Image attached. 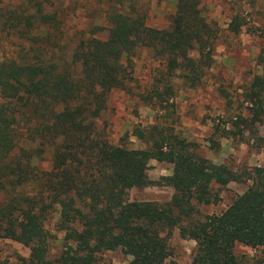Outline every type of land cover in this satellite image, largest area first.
Instances as JSON below:
<instances>
[{
	"label": "trees",
	"instance_id": "1",
	"mask_svg": "<svg viewBox=\"0 0 264 264\" xmlns=\"http://www.w3.org/2000/svg\"><path fill=\"white\" fill-rule=\"evenodd\" d=\"M200 2L176 0L165 28L147 26L135 7L113 8L105 39L82 36L68 52L57 11L44 3L0 15L2 29L20 39L16 55L0 60V236L29 248L15 264H97L102 252L116 248L131 256L128 264H166L175 228L195 241L189 264H253L238 258L237 243L264 251V166L239 171L213 163L160 124L148 128L145 148L114 145L98 124L109 92L125 87L141 48L160 61L149 96L157 110L173 105L174 79L188 87L201 83L217 28ZM230 27L239 25L233 20ZM263 53V74L254 76L245 97L252 123L264 115ZM258 140L264 146V134ZM151 159L170 163L171 173L150 179ZM247 180L222 212L197 217L198 204L216 200L215 185ZM155 183L173 188L169 201L127 199L128 189ZM53 215L64 233L54 257L47 228Z\"/></svg>",
	"mask_w": 264,
	"mask_h": 264
},
{
	"label": "rangeland",
	"instance_id": "2",
	"mask_svg": "<svg viewBox=\"0 0 264 264\" xmlns=\"http://www.w3.org/2000/svg\"><path fill=\"white\" fill-rule=\"evenodd\" d=\"M38 1L48 10L57 11L62 29L60 37L67 52L82 36L105 39L110 26L106 14L113 8L128 6L144 11L146 25L155 28L167 27L176 9V0H120L119 3L117 0H0V15L9 8L20 10ZM200 7L207 20L217 28L212 64L201 83L188 87L180 79H174L170 98L173 105L164 107L163 111L157 110L149 96L160 61L149 50L141 48L131 58L130 79L125 87L109 92L98 124L104 127L108 140L114 145L145 148L148 128L160 124L193 142L195 151L213 163H225L239 171L264 166V146L258 140V136L264 134V115L260 121L252 123L250 104L245 100L254 76L263 74L259 55L264 48V0H201ZM233 20L239 25L236 31L230 27ZM19 43L20 39L7 34L0 24V60L15 56ZM239 116L246 117L249 122L244 124ZM138 130L145 131V137H139ZM211 136L217 144L212 145ZM171 169L170 163L151 159L147 174L156 181L169 175ZM250 183L247 180L215 185L216 200L198 204L197 217L219 214ZM172 192L170 185L155 183L130 188L126 197L131 201L152 200L163 204L169 201ZM54 221L55 216L47 221V228L54 236L49 242L52 257L62 249L64 237L63 232L55 229ZM168 245L170 256L166 264L190 263L195 247L193 239L181 237L175 228ZM234 252L244 263L264 264L261 248L237 243ZM28 254L27 246L0 236V259L15 264ZM130 259V255L116 248L102 252L97 264H128Z\"/></svg>",
	"mask_w": 264,
	"mask_h": 264
}]
</instances>
